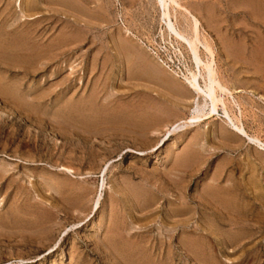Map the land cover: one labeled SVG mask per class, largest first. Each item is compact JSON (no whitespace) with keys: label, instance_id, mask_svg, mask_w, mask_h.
I'll use <instances>...</instances> for the list:
<instances>
[{"label":"rangeland","instance_id":"1","mask_svg":"<svg viewBox=\"0 0 264 264\" xmlns=\"http://www.w3.org/2000/svg\"><path fill=\"white\" fill-rule=\"evenodd\" d=\"M178 1L264 141V0ZM160 60L196 69L157 0H0V264H264V152L220 116L156 149L194 109Z\"/></svg>","mask_w":264,"mask_h":264},{"label":"bare ground","instance_id":"2","mask_svg":"<svg viewBox=\"0 0 264 264\" xmlns=\"http://www.w3.org/2000/svg\"><path fill=\"white\" fill-rule=\"evenodd\" d=\"M157 1L161 6L164 17L167 19L171 27L174 28L176 36L178 38H181V40L190 47L196 69L195 71H188L187 74L184 72L178 74L177 71L175 72V70H172V68L168 64L160 60L159 63L163 67H165L167 70H169V72H171L176 77L181 78L184 81L186 92L194 98V105H193L194 109L192 116H190L186 120L181 121L180 119V122L173 123L168 127V130L164 135L165 136L164 139L158 143L156 149L160 148L166 140H169L177 133L181 131H185L187 128L197 127L206 120L212 119L216 116H220L228 124L232 132H234L237 136L247 139L251 145L255 146L256 148L264 152V141L256 136L249 134L244 124L240 122L239 119L234 118L228 109L223 94L230 96V98H232L236 103L234 92L229 90L227 87H225L219 79L220 75L218 74L216 69L215 52L212 50L211 47L203 45L211 58L208 61L203 60L201 56V52L199 51L200 49L198 48V44H200L199 37L196 36L194 37L195 39H193V37L191 38L188 36V34L183 33L177 29L176 25L172 20L171 6L173 10L181 9L182 11H185V13L190 15L193 21L192 23L196 27V33H198V29L200 25L199 19L196 16H194V14H192L188 10V8H185L178 0H157ZM125 49L129 51L131 49V46L126 45ZM156 77L158 80L161 81L162 84L168 83L163 75L157 73ZM176 89L178 90V88L175 86L173 90ZM180 90L185 91L183 89ZM235 105H237V107L239 108L238 103H236ZM62 169L63 171H66L68 173H72L73 171L72 169L66 167ZM106 171L107 169L104 170V173ZM97 200L98 201H96L95 203L96 210L99 208L101 196Z\"/></svg>","mask_w":264,"mask_h":264},{"label":"crops","instance_id":"3","mask_svg":"<svg viewBox=\"0 0 264 264\" xmlns=\"http://www.w3.org/2000/svg\"><path fill=\"white\" fill-rule=\"evenodd\" d=\"M178 111H180V109H178Z\"/></svg>","mask_w":264,"mask_h":264}]
</instances>
